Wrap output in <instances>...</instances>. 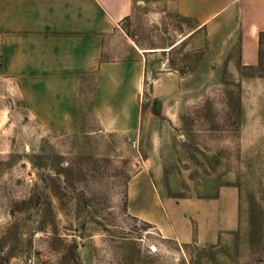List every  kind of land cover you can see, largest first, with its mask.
I'll use <instances>...</instances> for the list:
<instances>
[{"label": "rangeland", "instance_id": "rangeland-1", "mask_svg": "<svg viewBox=\"0 0 264 264\" xmlns=\"http://www.w3.org/2000/svg\"><path fill=\"white\" fill-rule=\"evenodd\" d=\"M225 24L143 1L120 26L109 55L144 62L134 136L98 127L93 77L70 133L0 70V264H264V59L242 66Z\"/></svg>", "mask_w": 264, "mask_h": 264}, {"label": "crops", "instance_id": "crops-1", "mask_svg": "<svg viewBox=\"0 0 264 264\" xmlns=\"http://www.w3.org/2000/svg\"><path fill=\"white\" fill-rule=\"evenodd\" d=\"M143 1L166 3L192 21L195 32L218 23L236 28L241 65L258 66L264 0H0V70L15 82L37 123L75 132L80 85L93 77L98 127L109 134L138 130L144 62L113 59L107 47Z\"/></svg>", "mask_w": 264, "mask_h": 264}, {"label": "trees", "instance_id": "trees-1", "mask_svg": "<svg viewBox=\"0 0 264 264\" xmlns=\"http://www.w3.org/2000/svg\"><path fill=\"white\" fill-rule=\"evenodd\" d=\"M181 20H186L188 21L186 18L184 17H180L178 16ZM264 59V32H261L259 34V62H258V66L256 68H258L262 61ZM103 60V59H102ZM0 68H1V60H0ZM247 68H250V69H256V68H253V67H247Z\"/></svg>", "mask_w": 264, "mask_h": 264}, {"label": "water", "instance_id": "water-1", "mask_svg": "<svg viewBox=\"0 0 264 264\" xmlns=\"http://www.w3.org/2000/svg\"><path fill=\"white\" fill-rule=\"evenodd\" d=\"M156 108H157V110H159V109H160V105L157 104V105H156ZM132 135L134 136V134H132Z\"/></svg>", "mask_w": 264, "mask_h": 264}]
</instances>
